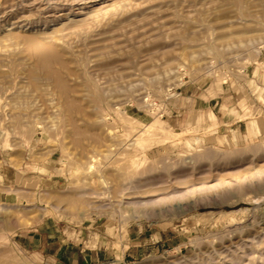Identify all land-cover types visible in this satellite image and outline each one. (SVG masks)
Returning <instances> with one entry per match:
<instances>
[{"label": "rangeland", "instance_id": "1", "mask_svg": "<svg viewBox=\"0 0 264 264\" xmlns=\"http://www.w3.org/2000/svg\"><path fill=\"white\" fill-rule=\"evenodd\" d=\"M0 264H264V0H0Z\"/></svg>", "mask_w": 264, "mask_h": 264}, {"label": "bare ground", "instance_id": "2", "mask_svg": "<svg viewBox=\"0 0 264 264\" xmlns=\"http://www.w3.org/2000/svg\"><path fill=\"white\" fill-rule=\"evenodd\" d=\"M34 41H36V39L34 40ZM38 41V43H39V40H37ZM32 43V42H31ZM35 43V42H34ZM38 43H36V44H38ZM40 46V45H39ZM43 46V45H42ZM45 47V46H44ZM47 47H48V45H47ZM49 48H50V45H49ZM51 48H52V46H51ZM46 49V48H45ZM54 49V48H53ZM52 49V50H53ZM31 54V53H30ZM57 55V54H56ZM32 57V56H31ZM39 57L41 58V60L43 61L42 63H44V66L46 67V68H48V70H49V64H48V60L50 59L46 54H45V52L44 53H40V55H39ZM52 57H55V56H52ZM56 58V57H55ZM62 61H64V60H62ZM38 62V61H37ZM36 62V63H37ZM42 63H41V65H42ZM37 67V66H36ZM52 69H51V73L50 74H52ZM49 72L50 71H48V74H49ZM56 72V71H55ZM58 72V71H57ZM49 74V75H50ZM57 74V73H56ZM60 74V73H59ZM53 75V74H52ZM47 76V75H46ZM59 76V75H58ZM33 77H35V76H33ZM57 77V76H56ZM33 80V79H32ZM64 84V83H63ZM63 88V87H62ZM143 142V141H142ZM140 144H141V142H140ZM139 144V145H140ZM143 145V144H142ZM142 145H140V146H142Z\"/></svg>", "mask_w": 264, "mask_h": 264}]
</instances>
